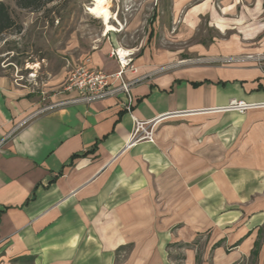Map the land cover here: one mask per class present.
<instances>
[{
    "label": "crops",
    "instance_id": "1",
    "mask_svg": "<svg viewBox=\"0 0 264 264\" xmlns=\"http://www.w3.org/2000/svg\"><path fill=\"white\" fill-rule=\"evenodd\" d=\"M151 6L158 46L109 40L74 62L117 87L122 50L129 111L119 95L37 114L0 75V264H264V0ZM202 20L217 36L181 46ZM154 119L153 143L127 146Z\"/></svg>",
    "mask_w": 264,
    "mask_h": 264
},
{
    "label": "rangeland",
    "instance_id": "2",
    "mask_svg": "<svg viewBox=\"0 0 264 264\" xmlns=\"http://www.w3.org/2000/svg\"><path fill=\"white\" fill-rule=\"evenodd\" d=\"M156 1L108 0L110 25L116 30L105 33L103 22L87 12L93 0H56L39 10L21 9L16 0H0L14 22V27L0 36V75L29 89L42 109L62 91L74 62L87 58L97 44L110 40L137 52L146 46H158L153 34L156 9L151 8ZM198 29L191 43L180 45L186 48L217 36L205 20ZM193 62L202 64L206 60L196 58Z\"/></svg>",
    "mask_w": 264,
    "mask_h": 264
},
{
    "label": "built area",
    "instance_id": "3",
    "mask_svg": "<svg viewBox=\"0 0 264 264\" xmlns=\"http://www.w3.org/2000/svg\"><path fill=\"white\" fill-rule=\"evenodd\" d=\"M114 56L119 64V71L113 76V78L120 83L117 87L110 84L109 76H106L101 71L89 68V60H85L83 64L73 68L69 72L61 91L63 93H74L76 94V97L61 102H53L40 109L37 114L77 103L88 104L95 101H101L119 95H124L126 97L127 103L123 106L129 111L132 105L129 92L134 82H126L123 80L122 76L126 71L135 73L137 69L131 64V59H129L128 56L121 57L118 51L115 52ZM248 108L249 106L243 103H234L230 107V109L238 112H243ZM159 122L160 119H154L149 122L134 120L129 144L127 146L140 142L153 143L155 128Z\"/></svg>",
    "mask_w": 264,
    "mask_h": 264
},
{
    "label": "trees",
    "instance_id": "4",
    "mask_svg": "<svg viewBox=\"0 0 264 264\" xmlns=\"http://www.w3.org/2000/svg\"><path fill=\"white\" fill-rule=\"evenodd\" d=\"M55 1L56 0H16V5L21 9L39 10L46 4H50ZM13 27L14 22L8 11V8L4 5V3L0 2V36ZM252 254L254 257H256L257 253L254 251ZM17 262L18 264H33V258H20Z\"/></svg>",
    "mask_w": 264,
    "mask_h": 264
},
{
    "label": "bare ground",
    "instance_id": "5",
    "mask_svg": "<svg viewBox=\"0 0 264 264\" xmlns=\"http://www.w3.org/2000/svg\"><path fill=\"white\" fill-rule=\"evenodd\" d=\"M87 12L103 22L105 33L114 32L116 30L110 25L112 17L109 11L108 0H93V4L88 8ZM119 53L120 55L125 54L122 50H119Z\"/></svg>",
    "mask_w": 264,
    "mask_h": 264
}]
</instances>
